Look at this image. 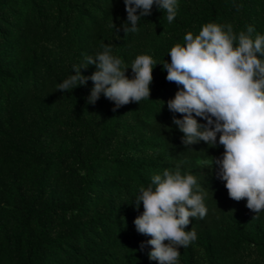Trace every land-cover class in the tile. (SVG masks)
<instances>
[{
    "label": "trees",
    "instance_id": "trees-1",
    "mask_svg": "<svg viewBox=\"0 0 264 264\" xmlns=\"http://www.w3.org/2000/svg\"><path fill=\"white\" fill-rule=\"evenodd\" d=\"M177 5L173 22L154 4L125 34L124 0H0V264H158L151 237L134 224L144 210L135 197L165 169L194 175L207 208L190 218L185 230L197 239L179 247L177 264H264V211L229 197L214 163L224 152L220 133L214 146L182 142L173 117L183 114L167 107L182 85L162 65L206 23L264 35V0ZM105 44L130 79L137 55L153 58L149 99L113 111L103 93L89 103L91 79L57 90L74 65L91 77L87 58Z\"/></svg>",
    "mask_w": 264,
    "mask_h": 264
},
{
    "label": "clouds",
    "instance_id": "clouds-1",
    "mask_svg": "<svg viewBox=\"0 0 264 264\" xmlns=\"http://www.w3.org/2000/svg\"><path fill=\"white\" fill-rule=\"evenodd\" d=\"M124 3L125 34L138 31V21L151 14L154 4L166 11L168 23L177 15V0ZM112 26L115 27L113 22ZM253 31L248 26L247 32L236 34L231 24L206 23L196 35L187 32L183 44H174L168 53L170 62L162 65L166 79L182 85L167 101L170 111L183 114L182 119L173 117V123L184 134L182 142L191 145L202 140L214 146L220 133L219 144L224 152L221 159L214 161L219 166L218 176L226 182L231 199H246V207L259 213L264 211V60L260 58L264 56V35L253 39ZM102 47L103 51L87 58V64L97 69L91 77L82 75L85 66L74 65L75 74L58 84L57 90H72L91 79L94 87L89 103H95L103 93L115 103L113 111L130 102L149 99L153 65L157 64L153 58L137 55L130 66L134 74L130 79L125 74L129 66L111 54V45ZM193 114L206 120V124L198 123ZM203 200L195 176L181 174L179 169H165L152 177L148 187H140L136 207L142 202L144 210L134 224L139 233L151 237L147 241L152 246L151 260L177 264L179 247L186 248L197 239L195 230L185 229L190 218L206 216Z\"/></svg>",
    "mask_w": 264,
    "mask_h": 264
}]
</instances>
